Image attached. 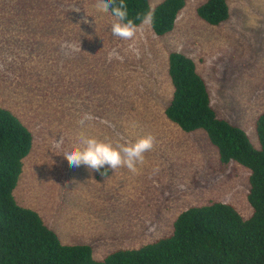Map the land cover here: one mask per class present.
<instances>
[{"label":"rangeland","instance_id":"1","mask_svg":"<svg viewBox=\"0 0 264 264\" xmlns=\"http://www.w3.org/2000/svg\"><path fill=\"white\" fill-rule=\"evenodd\" d=\"M161 1L150 0L151 8ZM205 1L187 0L164 36L149 23L124 41L113 36L115 18L98 12L97 0H0V106L34 135L14 196L64 244L86 243L101 259L170 234L177 216L193 205L222 201L251 215L249 170L236 162L222 165L204 130L186 132L165 114L173 89L168 55L182 51L196 61L218 115L258 144L264 0H227L230 16L217 26L197 14ZM65 42L81 43V51L65 56ZM113 49L122 60L108 61ZM86 113L95 119L81 128ZM81 131L113 143L151 135L155 143L136 173L108 166L90 171L70 167L63 156ZM61 136L62 148L53 149Z\"/></svg>","mask_w":264,"mask_h":264},{"label":"trees","instance_id":"2","mask_svg":"<svg viewBox=\"0 0 264 264\" xmlns=\"http://www.w3.org/2000/svg\"><path fill=\"white\" fill-rule=\"evenodd\" d=\"M125 2L129 19L141 25L151 16L154 33L164 36L174 30L187 0H162L154 8L150 0ZM197 14L210 25H221L230 16L229 3L206 0ZM167 60L173 89L165 114L186 132L204 130L222 165L236 162L249 170L251 215L244 217L222 201L193 205L177 216L170 234L98 260L90 245L64 244L37 211L17 202L14 190L34 135L17 115L0 106V264H264V111L256 119L259 141L254 144L244 128L218 115L192 57L174 50Z\"/></svg>","mask_w":264,"mask_h":264},{"label":"clouds","instance_id":"3","mask_svg":"<svg viewBox=\"0 0 264 264\" xmlns=\"http://www.w3.org/2000/svg\"><path fill=\"white\" fill-rule=\"evenodd\" d=\"M95 8L98 12L102 13H107L111 10L115 18L111 25V32L113 36L124 41L134 40L139 28L151 22V16H145L142 19L141 25H137L134 20L129 19L128 6L125 0H97ZM76 11L78 12L79 10ZM137 19H140V17L137 16ZM83 22L87 23V18ZM61 49L65 56H70L75 52L81 51V43L77 46L75 43L65 42L61 45ZM129 50L139 56V50L134 44L129 45ZM7 59L11 63L12 57H8ZM107 59L111 62L113 59L122 60L123 57L116 49H113L109 52ZM4 67L3 64H0V70H3ZM94 119L95 117L86 113L78 121V124L83 128L86 122ZM154 143L155 139L151 135L140 137L134 142L113 143L108 138L98 139L81 131L78 136V142L71 151L63 152V156L68 161L70 167L84 165L90 171L99 172L102 168L108 166L112 170L127 168L129 171L136 173L138 170L137 165L144 163L145 153L153 149ZM63 144L64 138L61 136L59 140H55L52 147L59 150ZM155 171H158V169ZM107 174V170L101 172V175L106 176Z\"/></svg>","mask_w":264,"mask_h":264},{"label":"crops","instance_id":"4","mask_svg":"<svg viewBox=\"0 0 264 264\" xmlns=\"http://www.w3.org/2000/svg\"><path fill=\"white\" fill-rule=\"evenodd\" d=\"M234 124H236V123H234ZM238 125V124H237ZM239 126H241V125H239ZM242 127V126H241ZM243 128V127H242ZM82 244H86V243H82ZM103 256V254L102 253H100V255H99V257L101 258ZM96 259H97V257H95ZM104 257H102L101 259H103ZM98 260H100V259H98Z\"/></svg>","mask_w":264,"mask_h":264}]
</instances>
